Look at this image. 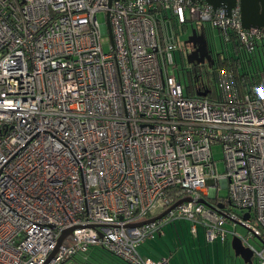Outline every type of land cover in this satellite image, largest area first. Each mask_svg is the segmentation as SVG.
I'll list each match as a JSON object with an SVG mask.
<instances>
[{
    "label": "built area",
    "instance_id": "2783aa9c",
    "mask_svg": "<svg viewBox=\"0 0 264 264\" xmlns=\"http://www.w3.org/2000/svg\"><path fill=\"white\" fill-rule=\"evenodd\" d=\"M202 27L239 53L264 45L239 7L0 0V264H65L92 247L128 264H168L137 248L174 219L191 221L193 234L201 226L208 241H225L227 221L240 225L256 245L234 237L264 264V70L246 71L242 87L231 68L200 69L202 86L188 90L175 53L185 58L188 29Z\"/></svg>",
    "mask_w": 264,
    "mask_h": 264
},
{
    "label": "rangeland",
    "instance_id": "374dc122",
    "mask_svg": "<svg viewBox=\"0 0 264 264\" xmlns=\"http://www.w3.org/2000/svg\"><path fill=\"white\" fill-rule=\"evenodd\" d=\"M99 21H103V16H98ZM190 28L187 31L189 33ZM209 37L216 50L226 54L227 47L231 52V42L221 32L216 29L209 28ZM107 42L104 43L103 49L107 51ZM175 60L178 64L177 68L173 70V73L177 79H179L183 85H190V75L194 77V71L190 65L186 62V57L181 59L178 52L175 53ZM191 70L188 73V70ZM170 73L172 70H169ZM213 158L216 162L217 169L224 171V162L220 145H214L212 147ZM218 196L226 197V188H220ZM210 200V199H209ZM165 224V223H164ZM160 227L164 231V235L159 237L158 235L153 239L148 237L144 239L137 248L138 253L143 257H151L155 259L162 255V253L169 255V252L173 253V258L170 264H180L182 257L186 256V259L191 264H246L239 256H235L231 247L233 233L247 239V242L252 245H256V240L251 238L247 233V230L240 225L234 226L233 223L227 221L224 224L225 229L228 231L226 243L223 245L221 242L206 240L202 227L197 225V233L193 234L190 230L192 222L183 219H174L167 222ZM183 239H187L190 242L188 246ZM104 249V248H103ZM105 250V249H104ZM90 252H87L85 256H78L73 260L67 261L65 264H81L90 258ZM160 259V258H159ZM156 259V260H159ZM99 264H107L105 260H100ZM252 264H257L255 259Z\"/></svg>",
    "mask_w": 264,
    "mask_h": 264
},
{
    "label": "water",
    "instance_id": "95a60500",
    "mask_svg": "<svg viewBox=\"0 0 264 264\" xmlns=\"http://www.w3.org/2000/svg\"><path fill=\"white\" fill-rule=\"evenodd\" d=\"M112 1H120V0H109V3ZM123 1V0H121ZM192 2H204L212 7L213 10L218 8L223 9L227 15L230 14L231 10L235 7H239L240 11V21L241 25L244 29L249 28H260L264 30V0H191ZM185 44L192 45L194 51L191 52L186 57V62L188 64L194 62H203V57L201 60L196 59L193 57L195 54L200 55L199 45L207 49V39L206 34L204 31L197 32L196 29H191L190 34L188 35L187 39L184 41ZM189 201V198H183L178 200L177 202L173 203L169 208L165 211L153 217L151 219L138 222L134 224L135 226L145 225L156 220L161 219L165 216L169 211L176 208L178 205ZM203 202V201H202ZM248 218V214L244 215V219ZM72 229H67L62 231L61 235L57 240V247L64 244L67 238L71 235ZM231 247L234 251L235 256H239L246 264H252V251L243 246L240 239L238 237H234L231 242Z\"/></svg>",
    "mask_w": 264,
    "mask_h": 264
},
{
    "label": "trees",
    "instance_id": "16d2710c",
    "mask_svg": "<svg viewBox=\"0 0 264 264\" xmlns=\"http://www.w3.org/2000/svg\"><path fill=\"white\" fill-rule=\"evenodd\" d=\"M232 53L229 54L228 57H224L223 59H219L218 66L220 68H231L236 74L240 72V77L243 79L247 74L246 71L251 73H256V71L264 70V52L260 54L259 51L262 49L264 50V45L260 44L253 55H246L243 52L239 53L238 48L236 47L235 43L231 45ZM190 72V71H189ZM188 72V73H189ZM253 74L250 75V77ZM211 75L208 78V90L209 93L214 96L216 94V84L215 80H212ZM247 75V79L250 78ZM246 78L243 79V83L241 86L243 87L244 81ZM203 81L200 78H196L190 75V85L188 90L192 87H201ZM90 258L81 264H99L100 260H105L107 264H128L119 258L111 255L109 252L104 250L102 247H92L90 250Z\"/></svg>",
    "mask_w": 264,
    "mask_h": 264
},
{
    "label": "flooded vegetation",
    "instance_id": "af4514ba",
    "mask_svg": "<svg viewBox=\"0 0 264 264\" xmlns=\"http://www.w3.org/2000/svg\"><path fill=\"white\" fill-rule=\"evenodd\" d=\"M206 29H207L206 27L196 29L197 32H201V31L205 32L206 39H207V49L205 50L204 48H202L199 45L200 55L195 54L193 57H195L198 60H201L203 57V62H200V63L194 62V63L189 64L193 71H198L200 69L218 66L219 59L224 58L223 53L215 49L214 44L212 43L211 38L209 37V34L206 31ZM189 34H190V32H189ZM188 35H187V37H188ZM188 46H189V50H190L188 53V55H189L191 52L194 51V48L192 45H188Z\"/></svg>",
    "mask_w": 264,
    "mask_h": 264
},
{
    "label": "crops",
    "instance_id": "0c3cea01",
    "mask_svg": "<svg viewBox=\"0 0 264 264\" xmlns=\"http://www.w3.org/2000/svg\"><path fill=\"white\" fill-rule=\"evenodd\" d=\"M206 31L208 32V34H210L209 33V28H207L206 29ZM232 45V44H231ZM227 53L225 54L226 56H229V54H231L232 53V49H231V52L229 51V49H228V47H227ZM263 52H264V50H260L259 51V53L260 54H263ZM166 224V223H165ZM164 224V225H165ZM163 225V224H162ZM162 225H161V227H162ZM202 230H203V228H202ZM203 232H204V230H203ZM196 233H197V230H196ZM159 236V237H161V236H163L164 235V231H162V229L161 228H159L156 232H154V234H153V236L151 237V238H155L156 236ZM218 239H216V240H213V241H217ZM226 240H227V236H226V239H225V241L224 242H221L220 240H218L219 242H221L223 245L226 243ZM213 241H210V242H213ZM183 242L185 243L186 242V244L189 246L190 245V242L187 240V239H183ZM252 245V244H251ZM146 257H148V256H146ZM149 258H151V257H149ZM159 258H167L168 259V264H170L171 263V261H173L172 260V258H173V253L172 252H169V255H167V254H164V253H162V255H160L159 257H156L155 259H152V260H156V259H159ZM252 261H254V258L252 257ZM180 264H191V263H189V261L186 259V256L185 257H182V259L180 260Z\"/></svg>",
    "mask_w": 264,
    "mask_h": 264
}]
</instances>
